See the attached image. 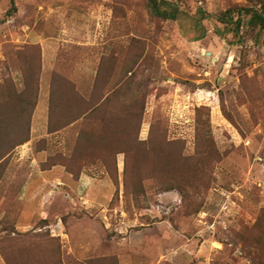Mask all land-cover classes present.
<instances>
[{
	"label": "rangeland",
	"instance_id": "1",
	"mask_svg": "<svg viewBox=\"0 0 264 264\" xmlns=\"http://www.w3.org/2000/svg\"><path fill=\"white\" fill-rule=\"evenodd\" d=\"M160 1L0 0V264H264V0Z\"/></svg>",
	"mask_w": 264,
	"mask_h": 264
},
{
	"label": "trees",
	"instance_id": "2",
	"mask_svg": "<svg viewBox=\"0 0 264 264\" xmlns=\"http://www.w3.org/2000/svg\"><path fill=\"white\" fill-rule=\"evenodd\" d=\"M150 9L152 11L153 14L157 15V16H161L164 18H169L170 17V11L168 9H162V4H167L164 1H160V0H147ZM10 11L13 12L15 11V4H14V0H10ZM177 7H175L176 9ZM178 10V9H177ZM249 16L248 22L251 26L253 27H257L259 30L264 32V3L259 7V8H254V7H239L235 10L232 9H226L225 11L221 12L218 15H214V18L221 22L224 23L226 25H230L231 26V30L234 32L235 35L238 34L239 32V28L241 26V21H242V17L243 16ZM210 15H208L207 13H202V18L204 17H208ZM235 16V19H233ZM33 67L30 66V72L31 69ZM29 72V73H30ZM24 91L21 92V95L19 97V101L20 104L22 105V107L24 108L25 105L29 106L30 108H25V112L22 111L21 112V117L24 116L25 114H27V118L25 119V127L22 126V134L21 137L22 139H20L19 142L15 143L16 144H20L22 141L25 140L26 134H28V127H29V122H30V116H31V108L33 109L35 102H36V98H37V94L36 92H33L30 94H25L27 89H30L29 87H31V89L34 90L37 89L38 86V80H27V78L24 76ZM22 108V109H23ZM81 114V112H80ZM80 114L76 115L72 120L75 121L79 118V116H81ZM85 113H82V115ZM24 120V118H23ZM23 124V123H22ZM27 126V127H26ZM27 138V137H26ZM10 148V147H9ZM10 151V150H9ZM8 150H6L5 152L0 154V159L2 157H4L7 153H9Z\"/></svg>",
	"mask_w": 264,
	"mask_h": 264
},
{
	"label": "water",
	"instance_id": "3",
	"mask_svg": "<svg viewBox=\"0 0 264 264\" xmlns=\"http://www.w3.org/2000/svg\"><path fill=\"white\" fill-rule=\"evenodd\" d=\"M207 55H209L210 54V52H205Z\"/></svg>",
	"mask_w": 264,
	"mask_h": 264
}]
</instances>
